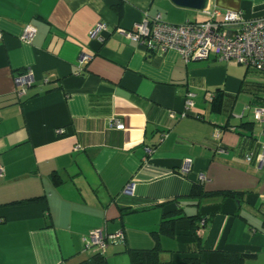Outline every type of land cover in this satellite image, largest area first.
<instances>
[{
    "label": "crops",
    "instance_id": "obj_1",
    "mask_svg": "<svg viewBox=\"0 0 264 264\" xmlns=\"http://www.w3.org/2000/svg\"><path fill=\"white\" fill-rule=\"evenodd\" d=\"M207 7L264 16V0ZM188 11L170 0H0V264L89 260L95 231H121L102 253L107 264H131L126 251L153 248L162 215L175 209L186 218L159 238L161 264L197 253L195 216L205 250L264 264V137L253 113L264 104V74L213 55L186 63L118 33L145 15L207 19ZM29 24L36 33L26 43ZM20 75L31 78L22 97ZM194 185L207 194L192 196Z\"/></svg>",
    "mask_w": 264,
    "mask_h": 264
},
{
    "label": "built area",
    "instance_id": "obj_2",
    "mask_svg": "<svg viewBox=\"0 0 264 264\" xmlns=\"http://www.w3.org/2000/svg\"><path fill=\"white\" fill-rule=\"evenodd\" d=\"M203 13L207 19L203 22H186L179 25L169 24L163 21L160 14L145 15L139 22L133 24L130 30L118 29L125 38L139 43L147 50L153 52H166L175 50L177 54L188 63L191 61H206L210 56H215L220 62L234 61L248 69L264 74V16L256 19H245L240 13L224 12L213 8H206ZM104 29L102 24L97 25L89 32L91 38H95L98 32ZM36 33L35 26H25L22 40L30 43ZM1 39V34H0ZM89 57L82 56L80 63H87ZM15 84L19 87L17 95L25 96L27 88L31 86L29 76L15 77ZM194 94L188 93L185 100V110L193 105ZM253 113L256 122L261 128L260 136L264 137V104L254 107ZM184 115V114H183ZM110 126L123 130L122 122L111 119ZM260 162L264 160V143L262 153L258 157ZM250 160V156L247 157ZM3 176V168L0 166V177ZM122 232L114 235H102L101 231H95L86 247L97 246V252L105 250L107 242L122 238Z\"/></svg>",
    "mask_w": 264,
    "mask_h": 264
},
{
    "label": "trees",
    "instance_id": "obj_3",
    "mask_svg": "<svg viewBox=\"0 0 264 264\" xmlns=\"http://www.w3.org/2000/svg\"><path fill=\"white\" fill-rule=\"evenodd\" d=\"M264 103V96L263 102ZM212 108L220 105L219 98L215 97L211 99ZM192 196L198 198L206 195L200 186L194 185L191 189ZM223 197L234 198L235 193L222 192ZM175 202V201H174ZM173 202V203H174ZM186 217L183 216L180 209H175L173 212L165 213L162 215V219L157 232L152 234L155 245L151 249L146 250H134L128 249L126 253L130 258L131 264H161L160 253L162 251L159 238L161 236L173 237L176 230V222ZM191 233L196 241L197 253L185 256L180 260H175L169 264H243L248 255L239 254L228 251H209L205 250L201 245L199 237L200 224L198 221H202L198 216L189 217ZM77 264H107V260L102 252L94 253L89 260L79 262Z\"/></svg>",
    "mask_w": 264,
    "mask_h": 264
},
{
    "label": "water",
    "instance_id": "obj_4",
    "mask_svg": "<svg viewBox=\"0 0 264 264\" xmlns=\"http://www.w3.org/2000/svg\"><path fill=\"white\" fill-rule=\"evenodd\" d=\"M175 6L179 8L204 11L207 8L208 0H170Z\"/></svg>",
    "mask_w": 264,
    "mask_h": 264
},
{
    "label": "rangeland",
    "instance_id": "obj_5",
    "mask_svg": "<svg viewBox=\"0 0 264 264\" xmlns=\"http://www.w3.org/2000/svg\"><path fill=\"white\" fill-rule=\"evenodd\" d=\"M181 10H183V9H181ZM188 12L192 15V17H195V16H201V14H203V13H201V12H196V11H188ZM192 17H191V19H193ZM242 67H243V66H242ZM243 103H244V102H241V100L238 101V103H237L236 106H235L236 112L241 110L242 105H244ZM245 105H246V104H245ZM246 106H247V105H246Z\"/></svg>",
    "mask_w": 264,
    "mask_h": 264
}]
</instances>
